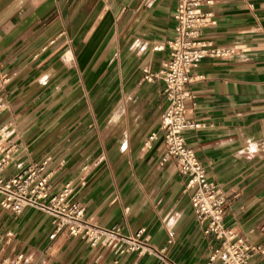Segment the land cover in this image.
<instances>
[{"label": "crops", "instance_id": "1", "mask_svg": "<svg viewBox=\"0 0 264 264\" xmlns=\"http://www.w3.org/2000/svg\"><path fill=\"white\" fill-rule=\"evenodd\" d=\"M178 0H0V128L19 150L7 177L47 161L49 198L69 182L71 202L101 227L141 232L147 248L116 252L58 226L45 207L0 204V262L223 264L197 217L195 187L167 151L160 76L171 58ZM203 39L233 47L192 71L186 143L223 194V218L264 249V0H215ZM160 46V47H158ZM155 133L154 139H149ZM264 263L256 253L251 264Z\"/></svg>", "mask_w": 264, "mask_h": 264}, {"label": "built area", "instance_id": "2", "mask_svg": "<svg viewBox=\"0 0 264 264\" xmlns=\"http://www.w3.org/2000/svg\"><path fill=\"white\" fill-rule=\"evenodd\" d=\"M215 0H178L175 13L176 35L169 41L171 58L165 62L160 76L166 83L165 92L168 106L161 115V128L165 135L167 151L163 161L174 159L180 170L189 175L187 187H195L192 204L200 220H208L206 234L214 236L220 245L213 251L210 260L219 259L223 264H251L256 253H264L259 245L250 244L233 229L226 227L223 218L225 197L216 191V185L209 181L206 169L198 159L193 148L183 135L186 128L198 126L186 117V103L193 98L188 87L194 80L192 71L205 57L228 55L235 51L233 47H222L202 38L205 29L216 21L214 11L210 8ZM160 47V46H158ZM5 104L0 98V116ZM7 126L0 128V204L17 213L27 206L45 207L58 217V226H67L71 234L80 236L91 245L108 246L116 252L139 250L143 252L147 245L141 240V232L125 235L117 225L101 227L85 218L86 209L77 202H71L69 196L73 192L71 182L64 189L49 198V179L51 171L46 167L47 161L30 165L23 172L7 177L5 169L12 160L19 144L14 141L5 143ZM156 136L153 133L150 140ZM0 264H29L24 254L14 260H2ZM169 264H174L170 262ZM264 264V263H261Z\"/></svg>", "mask_w": 264, "mask_h": 264}]
</instances>
